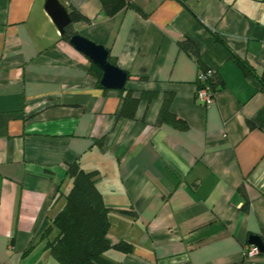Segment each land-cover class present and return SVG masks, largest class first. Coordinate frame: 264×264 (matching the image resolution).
<instances>
[{
  "label": "crops",
  "instance_id": "crops-1",
  "mask_svg": "<svg viewBox=\"0 0 264 264\" xmlns=\"http://www.w3.org/2000/svg\"><path fill=\"white\" fill-rule=\"evenodd\" d=\"M60 1L128 73L126 90L159 96L123 118L46 0H0V264H56L42 234L75 163L98 171L109 236L133 246L108 251L115 264H243L250 237L264 241V0H123L112 15L102 0ZM209 69L220 89L205 107ZM165 94L185 129L157 123Z\"/></svg>",
  "mask_w": 264,
  "mask_h": 264
},
{
  "label": "trees",
  "instance_id": "trees-1",
  "mask_svg": "<svg viewBox=\"0 0 264 264\" xmlns=\"http://www.w3.org/2000/svg\"><path fill=\"white\" fill-rule=\"evenodd\" d=\"M102 1L104 9L109 15L114 14L123 5V0ZM70 17L72 24L65 29V33L62 35L66 41H70L77 34L73 26L74 23L87 21L78 10H72ZM179 46L200 60V52L192 40L184 39L179 42ZM238 64L246 74L250 72V68L245 62L238 61ZM92 72L100 84L102 72L96 67L92 69ZM140 80L146 79L140 78ZM208 83L214 90L220 89V85L215 79V73ZM119 93L122 98L120 115L127 120L135 118L141 99L151 102L159 96L158 93L143 92L139 97H136L132 91L126 90V88ZM172 101L171 94L163 96L157 123L185 129L186 123L171 110ZM67 178L71 183L69 190L63 192L59 189L53 201L54 204L60 202L62 207L42 234V237L47 240L46 249L50 252L54 262L56 264H115L107 257L108 251L113 250L124 255L131 253L133 251L131 243L126 240L113 241L109 236L112 208L106 205L104 197L97 187L98 171H85L78 163H75L68 166ZM247 208L248 204L244 206V209ZM119 211L127 214L133 213V211Z\"/></svg>",
  "mask_w": 264,
  "mask_h": 264
},
{
  "label": "water",
  "instance_id": "water-1",
  "mask_svg": "<svg viewBox=\"0 0 264 264\" xmlns=\"http://www.w3.org/2000/svg\"><path fill=\"white\" fill-rule=\"evenodd\" d=\"M45 8L60 34L63 35L65 29L72 24L68 9L60 0H46ZM70 44L90 59L102 72L100 85L103 88L121 91L126 87L128 73L110 62L109 51L103 45L94 43L79 34L70 39ZM249 243L258 247L261 254H264V241L260 236L252 235Z\"/></svg>",
  "mask_w": 264,
  "mask_h": 264
},
{
  "label": "built area",
  "instance_id": "built-area-1",
  "mask_svg": "<svg viewBox=\"0 0 264 264\" xmlns=\"http://www.w3.org/2000/svg\"><path fill=\"white\" fill-rule=\"evenodd\" d=\"M214 71L209 69L201 72L197 79V91H196V101L201 105L208 107L214 100L217 91L209 85V79L212 78ZM261 254L258 247L254 245H248L243 253L244 263L243 264H254V258Z\"/></svg>",
  "mask_w": 264,
  "mask_h": 264
}]
</instances>
